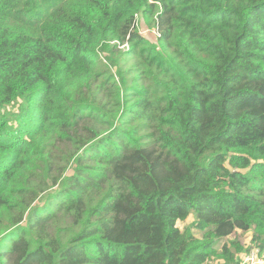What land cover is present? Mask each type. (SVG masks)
Segmentation results:
<instances>
[{
	"label": "trees",
	"instance_id": "obj_1",
	"mask_svg": "<svg viewBox=\"0 0 264 264\" xmlns=\"http://www.w3.org/2000/svg\"><path fill=\"white\" fill-rule=\"evenodd\" d=\"M235 230L252 232L243 251ZM254 249L264 0H0L1 264H242Z\"/></svg>",
	"mask_w": 264,
	"mask_h": 264
},
{
	"label": "rangeland",
	"instance_id": "obj_2",
	"mask_svg": "<svg viewBox=\"0 0 264 264\" xmlns=\"http://www.w3.org/2000/svg\"><path fill=\"white\" fill-rule=\"evenodd\" d=\"M136 26L139 28L141 34L143 35V37L148 38L149 40H151L152 42L156 43L159 40V36L161 35V32L159 30L158 27V21L157 19H155V17L153 16H143L142 14L139 13L136 16ZM125 46V47H124ZM122 47H124L122 50H127L129 48V45H124ZM137 63V60L135 58H131L129 59V61L127 62V64L125 65L126 67H129L132 64V67H135ZM114 70H116V68L114 67ZM193 216L191 215L189 217V219H187L186 221H178L177 225L180 226L181 228H183L186 224H189L191 222H193ZM252 232L251 231H241V230H235L233 233H231L229 236H227L225 238V242L232 240H235L236 242H239V246L241 248L240 251H243L246 246H248L250 244V238H251ZM240 257L242 260V264L245 263V260H243V258L245 259V255L247 254L246 252H242L240 253ZM223 260H219L216 258L212 259V264H217V263H222Z\"/></svg>",
	"mask_w": 264,
	"mask_h": 264
},
{
	"label": "built area",
	"instance_id": "obj_3",
	"mask_svg": "<svg viewBox=\"0 0 264 264\" xmlns=\"http://www.w3.org/2000/svg\"><path fill=\"white\" fill-rule=\"evenodd\" d=\"M245 261H251L252 263H263L264 259L258 256V249L252 250L249 255L244 259Z\"/></svg>",
	"mask_w": 264,
	"mask_h": 264
},
{
	"label": "water",
	"instance_id": "obj_4",
	"mask_svg": "<svg viewBox=\"0 0 264 264\" xmlns=\"http://www.w3.org/2000/svg\"><path fill=\"white\" fill-rule=\"evenodd\" d=\"M1 264V263H0Z\"/></svg>",
	"mask_w": 264,
	"mask_h": 264
}]
</instances>
